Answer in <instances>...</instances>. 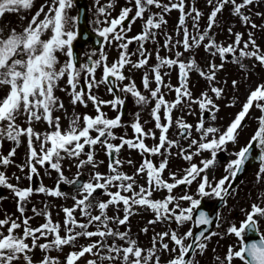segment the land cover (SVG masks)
Masks as SVG:
<instances>
[{"label": "snow or ice", "instance_id": "obj_1", "mask_svg": "<svg viewBox=\"0 0 264 264\" xmlns=\"http://www.w3.org/2000/svg\"><path fill=\"white\" fill-rule=\"evenodd\" d=\"M96 2L99 4V0ZM259 2L264 0H206L211 11L207 17V27L203 31L199 28L203 13L186 3V0H167L166 3L162 0H126V6L121 7L115 17H112L109 11L115 7L112 2L99 6V16L104 19L96 20L97 25L103 26L97 27L95 34L102 38L104 47H115L119 53L118 58L111 64L107 63L108 56L102 48L99 58L93 59V53L87 57L86 63L77 65L74 41L78 39V33L75 31V18L68 15L74 6V0H46L22 31L17 32L12 28L5 35L4 30L0 29V91L4 92V95L0 96V145L7 140L14 142L18 147L21 137L27 138V159L25 164L18 167L21 172L27 169L26 179L30 181L29 187L21 189L8 182L5 173L0 171V187L7 188L13 194L16 211L19 213L15 219L7 214L5 218L0 219V264H33L31 254L37 249L44 253L39 264H61L57 257L49 253L62 252L64 247L74 245L80 238L88 239L90 243L81 246L79 250L69 252L64 264H78L86 257V264H161L163 254L170 257L166 264H198L195 255L202 254L207 248L206 242L219 233L206 234L205 228L198 235L191 229L181 235L177 230L169 229L156 233L152 237L151 247L143 249L138 246L136 240L130 238V229L121 232L119 227L110 225L128 224L130 217L137 214L135 210L139 208L150 210L154 214V219L149 220V224L175 223L182 226L193 219V212L199 207L201 200L194 199L187 192L176 196L173 194L175 189L181 185L191 186L195 181L198 182L199 197L216 198L226 205L227 198L233 194V182L251 160L259 161L257 181L264 179V84L257 85L249 92L242 109L224 131L206 125L204 118V113L207 112L209 118L214 121L215 113L219 111L215 100L222 98L223 89L215 85L216 72L223 67L227 56H232L233 62L239 63L242 69L244 65L241 61L245 58H254L264 66V54H261L252 32L248 33V39L244 41L242 33H233L229 28V35L233 36L234 40L227 46L217 44L214 37L209 35L216 24L218 14L227 6H231L232 14L239 17L246 27L264 28L253 23L250 16L243 12ZM33 5L34 0H0V18L6 13L29 11ZM152 8L158 11L152 12ZM173 10L179 12L175 30L178 38L174 39L172 35L164 33L162 45L165 50L173 53V56L162 57L159 49L155 50V59L159 63L151 66V79L148 72H144L142 76L143 89L149 93V96H145L138 90L135 82L125 75V70L130 72L150 67L149 61L153 53L148 51L146 44L156 42L159 30L167 24L165 15ZM42 15L43 19L40 18ZM256 15L264 16V13ZM189 18L196 34L190 32L187 27ZM138 20L143 22L141 31L130 36L129 33ZM45 33L49 34L47 39L42 38ZM132 45H136V48L130 52ZM201 46L211 56L219 55L221 64L209 63L208 71L205 72L194 60L186 63L180 59L185 52ZM250 46L251 51L248 50ZM178 48H183V52L176 50ZM57 53L67 57L62 66L59 65ZM132 56H137V60L133 61ZM162 68H178L177 86L165 82L164 76L168 73L162 74ZM98 69L102 73L100 78L96 76ZM192 71L209 82V90L215 99L208 92H202L200 97L193 98L188 87L189 73ZM125 80L129 82L121 87ZM61 81H64L67 87L60 88V91L69 95L73 106L79 104L88 107L90 102L95 110L94 116L85 114L81 118L75 115L66 130L61 129V118L53 116L57 110L67 111L64 103L55 95ZM102 85L107 87L113 99L105 101L93 93L94 89ZM232 86L235 88L237 81L233 80ZM163 88L174 92L173 101L165 99ZM118 92L124 93L125 96L130 95L140 106L154 102L151 118L155 130L159 131L158 137L156 131L145 130L139 113L135 114L129 125L133 130V138L115 135V129L125 127L121 111L125 106V99L119 96ZM193 105L198 106L201 113L194 126L186 123L183 117L173 120L174 110L186 108L188 113L192 114ZM228 106L235 105L233 103ZM254 106L261 113L257 118V130L246 146L231 153L235 158L225 165V175L213 183L207 173L214 168L218 154L226 152L229 143L238 142V130L242 128V122ZM104 107L116 111L115 118H108L103 111ZM20 118H23L26 126L17 123ZM36 122L46 123L51 130L43 134L35 132L33 124ZM174 125L179 130L178 135L189 141L187 148L180 144L179 139H169L168 133ZM193 130L198 137H192ZM92 133H95V136ZM147 139L157 143L150 147L145 143ZM116 140L120 143L112 142ZM37 142L38 150L34 147ZM253 142L260 149L258 155L253 151ZM96 146L103 149L109 158L107 173L96 171L88 182H81L79 179L67 181L62 170V161L65 159L75 160L78 170L85 166L97 169L104 163L95 159ZM125 146L129 150L138 151L144 157L132 175L120 171L124 162L119 159V153ZM86 148L89 150L85 151ZM173 149H177L176 156L188 162L205 151L210 153L211 158L201 159L199 165L190 163L189 167L183 169V175L179 178L173 172L165 179L164 173L168 168L169 157L173 155ZM15 154V147L7 156L0 154V166L6 168L13 164L12 158ZM153 156L161 157L158 165L151 159ZM127 163L133 164L130 159ZM45 165L48 166L46 172L50 169L58 174V184L74 185L78 195L72 197L73 207L62 209V222L52 220L47 206L41 210L33 207L31 211L34 216H42L45 220L33 228L30 221L34 217L25 215L31 196L36 193L50 197L64 195L59 187L48 189L43 184L36 188L31 186V182L41 179L39 169L45 168ZM77 175L79 176V172ZM137 177L146 178V186L138 184ZM15 179L19 181L20 177L16 176ZM161 191L165 192L162 199L152 198L154 193ZM97 194L107 196L108 199L100 200ZM93 200L96 201L95 204L92 203ZM184 201L190 202L191 206L182 207L181 203ZM261 201L264 203V198H261ZM110 207L116 210L113 216L107 215ZM93 208L98 209V214L92 213ZM77 211L80 219L75 215ZM120 212L123 213L122 217ZM262 219L264 206L254 203L250 210L245 211V219L238 227L231 225L227 229L228 235L237 238L238 246L230 245L220 264H233L234 260H239L241 264H264V233H261L258 227ZM195 223L197 226H207L213 221L204 211H200ZM90 228L94 230H89ZM141 231L147 233L148 228ZM246 235H250V242L245 241ZM256 236L259 237L258 240L255 239ZM166 238L168 242H164ZM190 238L191 242L186 243ZM109 239L111 243L108 242ZM42 240L44 242L40 243ZM117 241L125 242L126 246L118 244ZM216 259L220 260V257Z\"/></svg>", "mask_w": 264, "mask_h": 264}, {"label": "rangeland", "instance_id": "obj_2", "mask_svg": "<svg viewBox=\"0 0 264 264\" xmlns=\"http://www.w3.org/2000/svg\"><path fill=\"white\" fill-rule=\"evenodd\" d=\"M36 2H40V4H45L46 0H35ZM50 2V0H48ZM112 2L115 7L113 9H109L111 16L115 17L118 15L121 7L126 6V0H99V4H97L96 0H85V4L88 8V15L87 20L92 29H96L97 27H102L103 25H97L96 20L100 19L103 20V16H99L98 13V7L106 5L107 3ZM162 2H167V0H162ZM237 2H240V0H237ZM186 3L191 4L194 6L197 10L203 13V16L201 17L199 21V28L201 31L206 29L207 27V17L211 11V8L207 6L206 0H186ZM33 11V10H32ZM47 11V9H45ZM152 12L158 11L155 8L151 9ZM77 12L78 7L74 4V6L69 10L68 15L70 17L75 18V31L77 29ZM245 15L250 16V19L253 23H256L257 25L264 26V16H257L256 13H264V2H259L257 4H254L252 6H249V8L243 10ZM147 15V14H146ZM30 16V13L28 11L21 10L18 13H6L2 18H0V29L4 30V34L6 35L8 31L12 28H15L17 32H20L23 30V26L28 24L29 19L27 20V17ZM23 17V19L21 18ZM178 17L179 12L176 10H173L169 14L165 15V19L167 21V24L163 26L161 30H159V34L156 37V42L152 43L149 42L146 44V48L149 52L154 53L156 49H159L160 55L162 57H172L173 53L168 52L163 48V42H164V33H167L169 35H172L174 39L178 38L176 37V27L178 24ZM43 19V17H40ZM142 21L138 20L132 27V31L129 33L130 36H134L137 33L141 31L142 27ZM187 27L189 28V31L193 34H196L195 31L192 28V20L189 18L187 20ZM25 26V27H26ZM231 28L233 33H242L243 34V40L246 41L248 39V33H253V38L256 41V44L259 46L261 50V54H264V28H256L252 29L250 26L246 27L243 25L240 21V18L232 14L231 6L225 7L223 12L221 14H218L216 24L213 27L212 31L209 33L210 36L214 37L217 44L221 46H227L228 44H231L234 40L233 36L229 35L228 29ZM48 33L44 35L42 38L47 39ZM243 46V42L241 44V47ZM106 55L108 56V64H111L113 61H115L118 58V49L115 47H102ZM101 48V49H102ZM136 45H132L129 48V51H135ZM94 50L90 46H86L83 51V62L84 57L88 55H93L95 59L99 58V53L101 51ZM178 51L183 52V48L176 49ZM249 51L252 50L251 46L248 49ZM238 56V52L236 53ZM59 65L62 66L65 60L67 59L66 56H64L62 53H57ZM135 60H137V56H132ZM131 59L133 60V58ZM184 62H189L194 60L196 65L205 72L208 71L209 63H215L216 65L221 64V59L219 55L213 57L209 52H206L204 47L201 46L200 48H193L189 52H185L184 55L180 58ZM133 60V61H135ZM159 61L152 57L149 61L150 67L142 69H134L132 71L125 70V75L128 77H131L133 81L137 84L142 85V76L144 72H148L150 79H151V66H155L158 64ZM241 63L244 65V68H241V65L239 63L233 62L232 56H227L225 58V62L223 64V67L220 68L216 72V81L215 85L217 87H220L223 89L222 98L215 100V103L219 107V111L215 113L216 119L213 121L209 118L205 119L206 125L217 127L222 131H224L227 126L232 122V120L235 118L236 114L242 109V105L246 102V98L251 90H254L255 87L259 84H264V66H261L254 58L252 59H243ZM167 71L168 75H165L164 78L169 80V83H171L173 86L178 85V68L174 69H167L162 68L161 72L162 74ZM102 75L101 70L98 69L96 76L97 78H100ZM233 80L237 81V86L234 88L232 86ZM129 80H125L120 86L122 87L123 84H127ZM67 87V85L64 86L63 81L60 82L59 87L56 90V96L59 97V99L64 103L66 112L64 110H57L54 112V117H60V125L62 130H66L69 127L70 120L75 116L79 115L81 118L85 115H95V110L93 109L92 104L89 102L88 107H83L82 105H75L73 106L71 104V99L69 95L64 92L60 91V88ZM152 87H155V84H152ZM188 87L190 88L193 98L200 97L202 92H208L210 96L214 97V94H212L209 90V82L203 79L199 76V74L195 71H192L189 73V80H188ZM143 89V88H142ZM142 94L145 96H149V93L145 90V92L141 91ZM162 92L165 94L167 98H165L167 101H173L174 100V92L165 93L162 89ZM93 93L102 100H111L112 97L110 96L109 92L106 89V86L102 85L98 89H94ZM124 94V93H123ZM4 92L0 91V96H3ZM125 95V94H124ZM130 96V95H127ZM131 97V96H130ZM132 98V97H131ZM133 99V98H132ZM235 106H228L230 104H233ZM154 106V102L149 103L148 105L140 106L137 105L134 102L133 99V106L131 108V116L130 119L127 121H123L122 123L125 125V127L117 128L114 130L116 136H124L126 135V138H133V130L129 126L132 122V119L135 117V110L140 112L142 114L141 118L143 120H151V115H147V111L151 110V108ZM193 113L189 114L188 109L186 108H178L173 111V120L183 117L184 121L190 125H195L200 116V110L198 106L193 105ZM103 111L107 114L108 118H115L117 115V112L113 111L110 107H104ZM261 115L259 110L255 108V106L250 110L249 114L246 116L245 120L242 122V128L238 130L239 139H241L242 143L244 142V139L248 138L249 134L252 131V135L255 133V131L258 128V120L257 118ZM150 122V121H149ZM18 124H21V126H26L24 124L23 118H20L17 120ZM83 123L81 119V124ZM148 122H146L147 124ZM256 126L254 129L253 127ZM148 127V126H147ZM34 131L37 133H45L47 131H50L48 125L44 122H36L33 124ZM148 130V129H145ZM179 130L175 127V125L170 129L168 133L169 139L180 140V144L187 148L189 141L182 139L178 135ZM93 136H95V133H92ZM193 138L198 137V134L195 133L193 130L191 133ZM238 142L233 144L229 143L227 145V151L224 152L225 157L227 159V156L230 157V159L235 158L233 155L229 156L228 152L234 153L239 151L240 148H242V143ZM148 141L151 142V139H148ZM114 144H119L120 141H112ZM148 146H153L155 143H148L146 142ZM13 142L12 141H3L2 145H0V154L7 156L9 151L12 149ZM34 147L39 148V144L34 143ZM16 148V154L12 158L14 163L9 165L8 167H2L0 166V171L4 172L6 177L8 178V182L12 183L13 185L18 186L19 188H27L30 186V181L26 179L27 176V169L25 171L21 172L19 169V165H23L26 162L27 159V153H28V147H27V138L21 137V141L19 146ZM194 150V149H193ZM96 155L95 159L97 162L103 161L104 163L101 164L97 169H92L90 166H85L81 169H77L76 167V161L75 160H68L65 159L62 161V170L63 175L67 180L71 181L73 180L78 172L85 173L88 176V181L90 180L91 176L94 175L96 171H99L100 173H107L108 168V157L105 155V152L103 149H101L99 146H96ZM173 155L169 157V163H172L170 172L176 173L177 177H181L183 175V169L190 166V163H195L197 165L200 164L201 159H208L211 158L210 153L208 154H201L200 156L194 157L191 162L185 161L181 159L180 157L176 156L175 153L177 149H173ZM228 154V155H227ZM154 157V156H153ZM151 157V159L153 158ZM84 157L82 156L81 159ZM142 157L138 151L136 150H129L127 146H125L121 152L119 153V159L123 161V166L120 168V171L127 173L129 175H132L135 173L136 167H138L142 160H140ZM131 160L133 162L132 165H129L127 163L128 160ZM219 162L222 164L220 165ZM229 161H221L219 156L217 157V162L207 174L209 177H212V173L215 172L216 174L214 176H219L221 168H224L225 165ZM171 165V164H170ZM48 168L47 165H45V168H40V177L41 179L38 181H35L36 187L39 186V184H43L48 189H56V183L58 181V174L55 171H51L49 169L48 172L45 171V169ZM213 169H215L213 171ZM258 170H252L248 176H253L257 173ZM16 176L20 177V180L17 181L15 179ZM248 181H251L250 177H248ZM137 183L140 185L146 186V178L137 177ZM260 190L262 192H249L248 190L251 188L247 183V178L243 182V184L238 188L236 192L232 194V197H230L226 203L221 209L219 213V219L215 228V232L219 233L217 236H212L210 240H208L207 248L202 254H197L195 260L198 262V264H220V261L224 258L226 255L227 249L226 245L230 244L232 241V235L226 236V230L227 227L231 225H236L237 227L240 225V223L245 219V211L250 210V206L254 203H260L261 206H264V203H262L261 198H264V179L262 180ZM194 186L192 188L195 187ZM35 187V188H36ZM113 191L115 189H112ZM185 192H175L174 194L176 196H180L184 194ZM187 194L192 195L194 199H200L197 192H187ZM78 193H71L68 196H61V197H50L43 193H36L33 194L30 198V201L27 205V210L25 212L26 216L34 217L30 224L33 228L38 227L42 223L45 222L44 217L42 216H34L31 209L35 207L38 210L45 209V206H47V209L51 212V218L54 222H62L64 219V214L62 212V209L67 207L71 208L74 205V201L72 199L73 196H77ZM165 195V192H157L153 194V199H162ZM0 219L5 218V214L7 216L12 217L15 219L16 216H19V213L16 211L17 205L15 202V198L13 194L7 189L0 187ZM98 198L100 200L106 201L108 199L107 196L98 195ZM216 198H214V201ZM184 201L181 203L182 207H185ZM93 204L96 203L95 200L92 201ZM191 206V204H190ZM189 206V207H190ZM137 214L132 215L129 219L128 224L124 226H118V225H110L112 227H119V231L123 232L126 229H130V238L137 241V244L139 247L143 249H148L152 245V237L155 235V233H162L164 231V228H162L163 223H156V224H149L148 221L154 219V214L147 209H136L135 210ZM92 213L98 214V209L93 208ZM116 214V210L112 207H110L107 210L108 216H113ZM76 217L80 219L79 211L75 213ZM120 215L122 217L123 213L120 212ZM260 229L264 233V219L260 220ZM148 228L147 233H143L141 229ZM165 227V226H164ZM171 229L177 230L178 234H184L189 229V223L185 222L182 226L172 225ZM90 230V229H89ZM92 230V229H91ZM6 234V232H5ZM63 234V229H62ZM44 241H40V243H43ZM83 239H78L74 245L72 246H66L63 248L62 252L58 251H52L49 253V255L53 257H57L61 264H64V260L66 255L75 250H79V248L83 245H86ZM111 243V239L108 241ZM164 242H167L166 239ZM186 241V243H188ZM118 244L125 245V242L117 241ZM227 243V244H226ZM171 246V245H170ZM234 246V245H233ZM159 254V253H158ZM33 258V264H39L41 258L43 257L44 253L41 252L39 249L35 250L34 253L31 254ZM216 257H220V260H217ZM88 257L84 258L81 262H78V264H86V259ZM169 255L163 254L161 256V264H166L167 260L169 259ZM233 261L234 264H238V262ZM23 264V262H21Z\"/></svg>", "mask_w": 264, "mask_h": 264}, {"label": "water", "instance_id": "obj_3", "mask_svg": "<svg viewBox=\"0 0 264 264\" xmlns=\"http://www.w3.org/2000/svg\"><path fill=\"white\" fill-rule=\"evenodd\" d=\"M78 21H79V37L74 42V52H75V56L77 58V61L79 62V55H80V51H81L80 45L86 44L91 39L94 43V46H99L101 44V39L88 30L86 23H85V9H83V8H81V12L79 14ZM126 108H127V105H125V110H126ZM79 180L81 182H83V178H81ZM200 211H204L209 216L208 209L206 206L201 205ZM198 215H199V212L194 215V220H196L198 218ZM209 218L211 219L210 216H209ZM211 227H212V224L207 225V226H205V225L197 226L195 223L193 233L198 235L199 232L204 231L205 228H207L206 234H208L210 232ZM247 239H248L247 242H249L250 235H248ZM255 239L258 240L259 239L258 236H256Z\"/></svg>", "mask_w": 264, "mask_h": 264}, {"label": "flooded vegetation", "instance_id": "obj_4", "mask_svg": "<svg viewBox=\"0 0 264 264\" xmlns=\"http://www.w3.org/2000/svg\"><path fill=\"white\" fill-rule=\"evenodd\" d=\"M260 150V149H259ZM257 170V168H251L250 170H248V173H247V175L252 171V170ZM216 180H213V183L215 182ZM249 186L251 187V188H253V190L252 191H250V192H253V191H259V188H256L257 187V184H254V183H249Z\"/></svg>", "mask_w": 264, "mask_h": 264}]
</instances>
